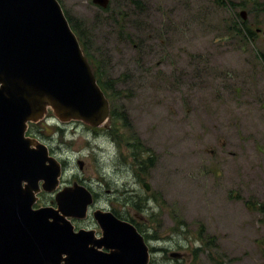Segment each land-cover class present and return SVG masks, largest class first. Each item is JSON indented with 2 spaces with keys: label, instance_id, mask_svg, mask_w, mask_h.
<instances>
[{
  "label": "rangeland",
  "instance_id": "1",
  "mask_svg": "<svg viewBox=\"0 0 264 264\" xmlns=\"http://www.w3.org/2000/svg\"><path fill=\"white\" fill-rule=\"evenodd\" d=\"M59 1L112 112L28 124L63 164L33 208L60 214L57 191L83 186L88 215L64 217L96 237V211L133 221L149 264H264V0Z\"/></svg>",
  "mask_w": 264,
  "mask_h": 264
},
{
  "label": "water",
  "instance_id": "2",
  "mask_svg": "<svg viewBox=\"0 0 264 264\" xmlns=\"http://www.w3.org/2000/svg\"><path fill=\"white\" fill-rule=\"evenodd\" d=\"M92 1L103 7L110 2ZM48 108L61 120L94 126L110 113L60 2L0 0V264H148L143 235L111 211L95 212L102 237L74 229L64 215L86 216L92 194L83 186L81 193L65 189L57 195L62 214L33 208L39 181L51 191L61 174L47 146L25 137L27 122ZM144 187L150 190V183Z\"/></svg>",
  "mask_w": 264,
  "mask_h": 264
},
{
  "label": "trees",
  "instance_id": "3",
  "mask_svg": "<svg viewBox=\"0 0 264 264\" xmlns=\"http://www.w3.org/2000/svg\"><path fill=\"white\" fill-rule=\"evenodd\" d=\"M68 17V16H67ZM70 23H71V26L73 27V29L76 31L80 41H81V44H82V47H83V50L85 52V54L87 55L88 58L91 59V53L89 51V48L88 46L86 45V42L84 41L82 35L80 34V31L78 30L76 24L71 20L70 17H68ZM93 69H94V72L96 74V77L98 79V82L99 84L101 85V87L103 88V90L105 91V93L107 94L108 97H111V92H110V89L109 87L107 86V84L105 83L104 79L102 78V71L98 69V67L95 66V62H93Z\"/></svg>",
  "mask_w": 264,
  "mask_h": 264
}]
</instances>
